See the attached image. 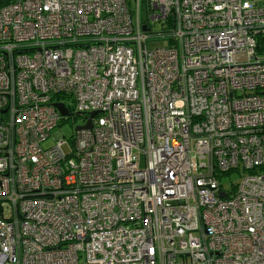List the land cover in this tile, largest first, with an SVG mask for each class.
Instances as JSON below:
<instances>
[{"label": "built area", "instance_id": "1", "mask_svg": "<svg viewBox=\"0 0 264 264\" xmlns=\"http://www.w3.org/2000/svg\"><path fill=\"white\" fill-rule=\"evenodd\" d=\"M0 264H264V0L0 7Z\"/></svg>", "mask_w": 264, "mask_h": 264}, {"label": "rangeland", "instance_id": "2", "mask_svg": "<svg viewBox=\"0 0 264 264\" xmlns=\"http://www.w3.org/2000/svg\"><path fill=\"white\" fill-rule=\"evenodd\" d=\"M143 15H144V11H143ZM155 30L157 32H161V26H157L155 28ZM169 42L168 41H160V42H149L148 43V49L149 50H153L155 48L158 47H168ZM83 123V118L82 117H76L70 121H66L60 128L56 129L55 131L52 132V137L44 143V147L45 148H49V147H53L57 141L55 140L54 136H56L59 133L64 134L65 136V140H69L70 137L73 136L74 132H75V128L76 126L80 125ZM240 177L239 176H231L226 178L225 180V184L227 187H232L233 183H237L239 181Z\"/></svg>", "mask_w": 264, "mask_h": 264}, {"label": "water", "instance_id": "3", "mask_svg": "<svg viewBox=\"0 0 264 264\" xmlns=\"http://www.w3.org/2000/svg\"><path fill=\"white\" fill-rule=\"evenodd\" d=\"M55 107L59 110V112L61 113V115L63 117H68L70 115L68 109L65 107V105L63 104H56ZM96 113H93L90 117V120L88 122V124L86 126L83 127H78L77 129H91L92 127V118Z\"/></svg>", "mask_w": 264, "mask_h": 264}, {"label": "trees", "instance_id": "4", "mask_svg": "<svg viewBox=\"0 0 264 264\" xmlns=\"http://www.w3.org/2000/svg\"><path fill=\"white\" fill-rule=\"evenodd\" d=\"M16 1H18V0H0V7H3L5 5H9V4L14 3ZM59 99H62V98H57V100H59Z\"/></svg>", "mask_w": 264, "mask_h": 264}]
</instances>
